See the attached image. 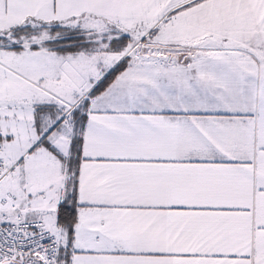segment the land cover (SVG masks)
<instances>
[{
  "label": "snow or ice",
  "instance_id": "obj_1",
  "mask_svg": "<svg viewBox=\"0 0 264 264\" xmlns=\"http://www.w3.org/2000/svg\"><path fill=\"white\" fill-rule=\"evenodd\" d=\"M0 264H264V0H0Z\"/></svg>",
  "mask_w": 264,
  "mask_h": 264
}]
</instances>
